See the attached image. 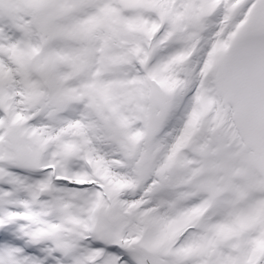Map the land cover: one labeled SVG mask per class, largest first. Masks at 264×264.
Returning <instances> with one entry per match:
<instances>
[{
    "label": "snow or ice",
    "instance_id": "snow-or-ice-1",
    "mask_svg": "<svg viewBox=\"0 0 264 264\" xmlns=\"http://www.w3.org/2000/svg\"><path fill=\"white\" fill-rule=\"evenodd\" d=\"M0 264H264V0H0Z\"/></svg>",
    "mask_w": 264,
    "mask_h": 264
}]
</instances>
